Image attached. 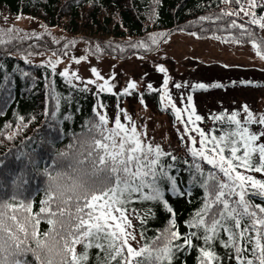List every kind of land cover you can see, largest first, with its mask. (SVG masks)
<instances>
[{
    "label": "snow or ice",
    "instance_id": "obj_1",
    "mask_svg": "<svg viewBox=\"0 0 264 264\" xmlns=\"http://www.w3.org/2000/svg\"><path fill=\"white\" fill-rule=\"evenodd\" d=\"M236 2L241 3L242 0H236ZM262 5L264 0H247V6L242 4L240 10L229 11L233 16L237 14V11H244L252 25H258L264 29V13L257 16L254 11ZM224 15L225 10L221 9L220 14L198 17L195 23L204 20L218 21L223 19ZM215 28L214 25L213 35H215ZM233 29L237 30L236 34L233 33ZM219 30L226 33V38L236 43L242 42L241 38H250L253 47L257 49V55L264 58V39L257 42L247 24H238L235 19H231L227 28L220 24ZM168 34L167 30L153 31L146 33L143 39L122 41L121 52L125 48L152 51ZM33 35L41 34L33 33ZM192 35L196 33L193 32ZM26 36L27 33L24 36H13L11 28L0 29V46H7L12 40H22ZM108 46L112 47L111 41L108 42ZM68 47V44L64 45V50L66 51ZM90 47L96 55L103 51L99 44L90 45ZM113 50L115 51V48ZM17 51L25 59L27 55L34 54L25 53L19 49ZM59 59L60 55H56L55 59L48 60L47 67L55 72V65ZM72 59L84 60L85 56H73ZM40 64L43 66L45 61H40ZM154 67L163 73V82L159 85L161 106H170L177 119H181L182 112L187 115L186 122L181 119V123L185 124L184 133L192 130L199 133V148L192 146L191 135L187 137L189 141L187 153L192 159L183 160V163L188 165L186 170L189 172L191 185L199 186L203 190L202 203L190 215V218L183 221L189 229H195V231L181 234L174 229L176 220L169 218L165 226L157 230V235L148 237L147 243L133 247L129 241L135 240L136 237L130 230L132 222L125 214V208L130 201L158 202L168 213H173V208L165 198L164 185L169 186L168 191L181 196L190 193V189L181 190L177 186L174 175L169 172V169L175 167L174 162L180 157L174 155L172 151H165L159 142L149 143L142 139V133L137 131L135 122L130 121L127 112L124 113L123 120L130 122V126L128 123H122L117 113L116 119L109 127L107 116L97 112L96 105H93L92 112L96 118H86L84 123L86 126L91 121L100 133V139L96 141L99 162L103 164L107 161L112 165L109 170L111 177L107 185L102 190L78 197L74 204L71 203V198H68L67 206L57 202L55 192L43 187L40 189L43 195L39 201L40 207L37 213L32 211L31 197L34 194L28 198H22L18 194L23 183L13 182L10 186H5L10 187L12 194L6 198L0 197V206L4 209L0 211V264H86L88 250L92 246L104 253L103 258L99 253L97 254L96 264H113V262L116 264H174L176 253L180 250L187 251L188 247H198L200 254L198 264H213L214 261L219 264L217 253L214 251V241L217 240L234 253L237 264H264V206L254 204L248 198V193L253 192L264 201V180L237 171V167L241 169L254 167L256 171H264V142H255L258 136L264 134V112H261L257 119L245 105L242 109L246 113L243 121L238 118L235 109L227 115V120L224 119L225 113L213 114V121L224 123L226 127L220 130L218 136L206 135L205 130L196 124V121H200L202 117L197 115L193 108L191 92L195 89H207L213 85H219V82L214 81L213 85L192 82L191 87L181 95L182 103L184 95L187 100L186 106L182 109L177 107L169 92L171 78L168 70L161 63H156ZM90 71L103 83L94 79L88 82L81 81L76 71L69 68L61 70L59 75L78 92L87 91L88 84L91 83L95 84L99 90L94 95L98 96L100 92L113 93V84L109 83V80L116 75L115 72L105 79L95 66L91 67ZM73 78L81 83H74ZM240 83L249 84L255 81L240 80ZM187 84V81H176L175 87L181 90ZM136 87V82L128 79L126 87H119L115 95H127ZM146 90L153 93L156 91L151 82L147 83ZM52 92L56 104L51 109L50 116L58 121L60 100L55 88ZM100 107L103 108L104 105L101 104ZM251 123L260 125L261 131L251 130L248 127ZM187 125H191V129ZM61 132H64L63 128ZM71 134L72 132L69 131L68 135ZM225 149L228 150L227 155ZM240 149L242 152H239ZM255 154H258V162ZM20 156L31 158V153H20ZM169 156L171 162L167 165L162 163V158ZM3 163L0 160V165ZM31 163L35 166L36 162L31 160ZM205 163L211 167L205 168ZM54 165L53 160L43 169L36 167L35 170L48 173L49 167ZM221 173L223 179H221ZM8 199L18 200V203L9 204ZM8 210H12L13 214L8 215ZM16 212L20 215L17 216ZM145 213L150 216V209L146 208L137 212V217L141 220V239L145 238L144 223L148 219ZM41 219L46 220L48 224V228L42 234L37 227ZM221 231L227 239L221 238ZM181 235H183L182 242L178 239ZM196 236L203 241L199 246L192 243V237ZM29 239L33 241V244L28 243ZM78 244L82 246V250H77ZM245 250L249 253L248 255H245ZM29 253L34 258L33 261L26 258Z\"/></svg>",
    "mask_w": 264,
    "mask_h": 264
},
{
    "label": "trees",
    "instance_id": "obj_2",
    "mask_svg": "<svg viewBox=\"0 0 264 264\" xmlns=\"http://www.w3.org/2000/svg\"><path fill=\"white\" fill-rule=\"evenodd\" d=\"M242 4L247 6V0H242L241 3L236 0H227V2L224 0H0V17H12L14 20L26 16L33 17L38 19L50 32L58 29L63 33V37L55 42L50 39L46 31L39 36H26L22 40L14 39L7 46H0V160L4 162L0 165V182H2L0 197L6 198L12 194L10 187L5 186H10L9 181L19 172L22 174L23 184L18 194L22 198H28L34 194L31 197L32 211L37 213L40 207L39 201L43 195L40 189L44 187L45 177L35 168L45 167L52 161V145L48 141L51 140L57 146L66 143L70 136L69 131L73 133L85 126L86 118H96L92 112L93 105H96L97 112L102 114L101 112L109 108L116 109L122 99L129 95L151 106L154 110H163L172 116L171 110H166L161 106L157 91L153 93L147 90L140 92L131 90L129 94H120V96H116L115 93L100 92L97 96L94 94L99 91L92 87L87 91L78 92L59 75L60 71L56 67V71L53 72L47 67V63L41 66L40 62L33 61V57L48 53L52 56L60 55V58H63L65 54L74 51L73 48L77 43L82 42L92 54L94 52L90 45H101L103 51L99 55L94 54L97 57L113 56L126 59L133 53H149L158 47L152 51L125 48L121 52L122 41L143 39L146 33L160 30H167L169 34L174 31L195 32V36L199 38L215 37L218 40L232 41L226 38L225 32L219 30L220 24L227 28L231 19H235L238 24H247L259 42L264 39L261 28L258 25H252L249 16L244 11H237L235 16L229 11L240 10ZM221 9L225 10L223 19L195 23L198 17L220 14ZM254 11L259 16L264 13V5L258 6ZM214 25L216 26L215 35L212 34ZM232 31L236 34L237 30ZM241 39L242 42L239 43L242 45L252 44L248 37ZM109 41L112 47L108 46ZM66 44L69 47L65 51L64 45ZM18 49L34 54L27 55L25 59L21 57ZM225 85L235 88L236 83L229 82ZM244 85L264 87V80ZM53 88L60 100L58 121L50 116L51 109L56 104L53 99ZM101 104L104 105L103 108L100 107ZM46 109L48 111H45ZM65 113H67V118H65ZM227 115L225 113V120H227ZM200 116L202 119L198 121V126L205 130L206 135L218 136L220 130L226 127L224 123L213 121L212 116H205L203 113ZM238 118L243 121L239 114ZM251 125L252 123L248 125L250 129ZM61 128L64 130L63 133ZM198 140L200 146L199 134ZM255 142H264V139H257ZM25 152L31 153V158L20 156V153ZM227 152L228 150L225 149L226 155ZM239 152H242V149ZM174 155L180 159L174 162L175 167L169 169V172L174 175L177 186L181 190L190 189V193L181 196L168 191L169 186L164 185L165 198L173 208V213H168L158 202L130 201L125 208V213L131 216L139 246L147 243L148 237L157 235V230L162 229L169 218L176 220L174 229L179 233L195 231V229H189L183 221L190 218V215L202 203L203 190L199 186L191 185L189 172L186 170L188 165L183 163L185 158L191 160L192 157ZM255 155L258 162V154ZM31 160L36 162L35 166ZM169 162H171L170 156L162 158V163L165 165ZM204 166L205 168L211 167L206 163ZM237 171L264 180V171H256L254 167L252 169L237 167ZM248 198L254 204L264 206V201L255 193L249 192ZM7 202L15 204L18 200L8 199ZM146 208L150 209L151 215L148 216V213H145L148 219L144 223L145 238L141 239V220L137 217V212ZM3 210L0 206V211ZM12 214V210H8V215ZM15 214L20 215L19 212ZM37 227L42 234L48 228L47 221L41 219ZM221 238L227 239L223 231H221ZM178 239L182 242L183 235ZM28 243L31 245L33 241L29 239ZM192 243L199 246L203 241L196 236L192 237ZM77 250H82L80 244L77 245ZM88 251L86 264H96L98 253L101 258L104 256L103 251L95 246ZM214 251L217 253L219 264H237L234 253L221 245L218 240L214 241ZM248 254L245 250V255ZM199 255L198 247H188L187 251L180 250L176 253L174 264H198ZM26 258L30 261L34 260L30 253ZM213 264H216V261Z\"/></svg>",
    "mask_w": 264,
    "mask_h": 264
},
{
    "label": "rangeland",
    "instance_id": "obj_3",
    "mask_svg": "<svg viewBox=\"0 0 264 264\" xmlns=\"http://www.w3.org/2000/svg\"><path fill=\"white\" fill-rule=\"evenodd\" d=\"M9 28L12 29L14 36H24L25 33L27 36H34L33 33L42 34L47 31L46 34L54 42L63 37L60 30L50 32L38 19L29 16L15 20L12 17H0V29ZM192 33L174 31L161 41L155 51L143 54L133 53L126 59L113 56L97 57L88 51L84 43L79 42L74 46L72 53L65 54L63 58L59 59L55 67L58 71L64 68L75 70L77 75L81 77V81L88 82L94 79L103 83L99 77L94 76L90 71L91 67L95 66L105 79L112 72H115L116 75L109 80V83L113 84V93H117L119 87H126L128 79H133L137 85L133 90L138 92L146 90L147 83L151 82L159 94V85L163 82V73H160L154 65L161 63L168 70L171 78L169 92L178 108L183 109L186 106V95H184L183 103L181 102V95L191 87L192 82L213 85L214 81H218L219 85L222 84V86L213 85L207 89H195L191 92L193 108L197 115L203 113L205 116H213L220 111L230 114L235 109L240 118L244 119L246 113L242 109L246 105L258 119L259 114L264 112V87L247 86L241 84L240 80L255 81V83L264 80V58L257 55L252 44L242 45L233 41L218 40L215 37L199 38ZM261 34L264 36V29L262 28ZM73 56H85V59L73 60ZM32 59L36 62L45 61L47 63L48 60L55 59V56L43 53ZM81 81L74 79L76 84H80ZM176 81H187L188 84L183 89L177 90ZM229 82L236 83L235 88L225 85ZM92 87L96 88L95 84L89 83L88 88ZM163 108L171 110L170 106ZM125 112L129 114L130 121L135 122L137 131L142 133V139L149 143L159 142L165 151L190 156L187 153L189 144L187 137L189 135L193 137L192 146L200 147L197 131L192 130L184 133L185 124L181 123V119L186 122L188 117L183 112L181 119H177L172 111V116H170L167 112L154 110L151 106H147L128 95L122 99L116 109L109 108L101 113L107 116L109 127L112 126L117 113H119L121 122L128 123L130 126V122L123 120ZM196 124L198 125V121ZM187 126L191 129V125ZM251 130L261 131V126L252 123ZM182 136L183 139H181ZM257 139L263 140L264 134L258 136ZM220 176L223 179L222 173ZM126 216L131 220L129 214ZM130 230L136 239L129 242L133 244V247H139V239L134 232L132 223Z\"/></svg>",
    "mask_w": 264,
    "mask_h": 264
},
{
    "label": "clouds",
    "instance_id": "obj_4",
    "mask_svg": "<svg viewBox=\"0 0 264 264\" xmlns=\"http://www.w3.org/2000/svg\"><path fill=\"white\" fill-rule=\"evenodd\" d=\"M98 139L100 133L90 121L73 131L66 143L57 146L51 140L48 141L52 145V161H55V165L49 167L48 173L39 172L45 177L44 187L56 193L58 203L67 206L68 198H71L74 204L78 197L102 190L107 185L112 165L107 161L103 164L99 162ZM13 182L23 183L22 174L18 172L13 176L9 183Z\"/></svg>",
    "mask_w": 264,
    "mask_h": 264
}]
</instances>
